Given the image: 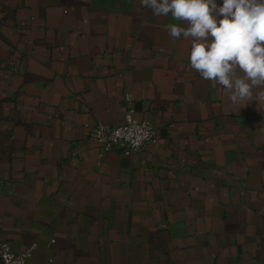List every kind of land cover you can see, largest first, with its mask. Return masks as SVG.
Here are the masks:
<instances>
[{
	"label": "crops",
	"instance_id": "crops-1",
	"mask_svg": "<svg viewBox=\"0 0 264 264\" xmlns=\"http://www.w3.org/2000/svg\"><path fill=\"white\" fill-rule=\"evenodd\" d=\"M168 23L140 0H0V240L35 244L28 264H264V107L201 78ZM128 95L155 141L99 159L88 128Z\"/></svg>",
	"mask_w": 264,
	"mask_h": 264
},
{
	"label": "clouds",
	"instance_id": "clouds-1",
	"mask_svg": "<svg viewBox=\"0 0 264 264\" xmlns=\"http://www.w3.org/2000/svg\"><path fill=\"white\" fill-rule=\"evenodd\" d=\"M140 6L154 17L170 15L178 22L165 25L168 35L173 41H190V67L223 89L233 105L256 100L264 107V0H140ZM126 119L131 127L117 130L113 138L138 148L151 131L131 114ZM102 131L103 126L96 133L101 143ZM0 255L5 264H25L24 256L14 258L7 245Z\"/></svg>",
	"mask_w": 264,
	"mask_h": 264
},
{
	"label": "built area",
	"instance_id": "built-area-1",
	"mask_svg": "<svg viewBox=\"0 0 264 264\" xmlns=\"http://www.w3.org/2000/svg\"><path fill=\"white\" fill-rule=\"evenodd\" d=\"M125 100H126V103H127V108H126V112L124 114L123 122H122L121 125L110 127V126H106V125H104L102 123H99V124H96L95 126H92V127L88 128V130H89V140H90V142H92L95 145L96 152L98 154L99 159H102L105 153L117 150L119 148H123V153H124L125 156H130L133 153L141 152L149 144H151L152 142L155 141L154 128L147 122H139V121L134 119L133 115H134L135 109H134L133 104H132V97L128 95V96H126ZM130 114L132 116V119L137 121L139 123V125L143 126L144 124H147L148 128L151 131L150 138L144 140L139 145L138 148H134L132 146V144L129 141H127V140H124V139L119 138V137L115 138V139L113 138L114 133L117 130H119L121 128L128 129V128L131 127V125L129 124L128 120L126 119V117H128ZM101 126H103V131H102V137L104 138V142L103 143L100 142L101 141V137H98L96 135V133L98 131H101ZM4 245L8 246V248H9V250H10V252L13 255L14 258H19L21 256H24L25 264H28V260L31 258L33 252L36 249V245L34 244L33 246H31L30 248L26 249L22 253H15L8 243L0 240V251L3 250V246ZM29 251L31 252L30 256L26 255ZM0 262H1V264H5V260H4L3 255H0Z\"/></svg>",
	"mask_w": 264,
	"mask_h": 264
}]
</instances>
